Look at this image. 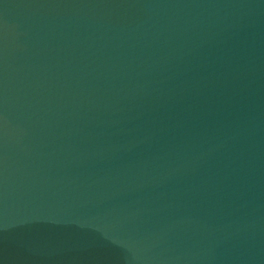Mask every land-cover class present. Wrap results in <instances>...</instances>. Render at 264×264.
I'll return each mask as SVG.
<instances>
[{
	"label": "water",
	"instance_id": "water-1",
	"mask_svg": "<svg viewBox=\"0 0 264 264\" xmlns=\"http://www.w3.org/2000/svg\"><path fill=\"white\" fill-rule=\"evenodd\" d=\"M0 264H264V0H0Z\"/></svg>",
	"mask_w": 264,
	"mask_h": 264
}]
</instances>
